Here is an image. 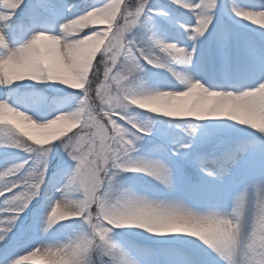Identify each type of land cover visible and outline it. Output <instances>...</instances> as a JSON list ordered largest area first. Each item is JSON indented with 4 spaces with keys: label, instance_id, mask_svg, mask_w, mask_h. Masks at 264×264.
Masks as SVG:
<instances>
[{
    "label": "snow or ice",
    "instance_id": "obj_1",
    "mask_svg": "<svg viewBox=\"0 0 264 264\" xmlns=\"http://www.w3.org/2000/svg\"><path fill=\"white\" fill-rule=\"evenodd\" d=\"M0 264H264V0H0Z\"/></svg>",
    "mask_w": 264,
    "mask_h": 264
}]
</instances>
